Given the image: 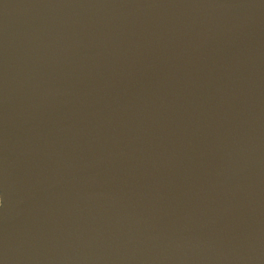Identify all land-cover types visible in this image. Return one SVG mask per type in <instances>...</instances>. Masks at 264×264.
I'll list each match as a JSON object with an SVG mask.
<instances>
[{
	"label": "water",
	"instance_id": "obj_1",
	"mask_svg": "<svg viewBox=\"0 0 264 264\" xmlns=\"http://www.w3.org/2000/svg\"><path fill=\"white\" fill-rule=\"evenodd\" d=\"M0 264H264V0H0Z\"/></svg>",
	"mask_w": 264,
	"mask_h": 264
}]
</instances>
